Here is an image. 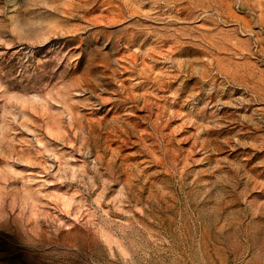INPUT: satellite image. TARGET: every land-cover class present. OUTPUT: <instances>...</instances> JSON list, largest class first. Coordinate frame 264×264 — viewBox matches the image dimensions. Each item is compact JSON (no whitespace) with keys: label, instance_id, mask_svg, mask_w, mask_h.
<instances>
[{"label":"rangeland","instance_id":"rangeland-1","mask_svg":"<svg viewBox=\"0 0 264 264\" xmlns=\"http://www.w3.org/2000/svg\"><path fill=\"white\" fill-rule=\"evenodd\" d=\"M0 264H264V0H0Z\"/></svg>","mask_w":264,"mask_h":264}]
</instances>
